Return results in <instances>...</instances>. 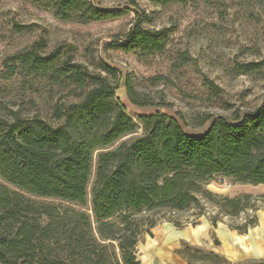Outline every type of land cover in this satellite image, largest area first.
I'll return each mask as SVG.
<instances>
[{
  "label": "trees",
  "instance_id": "trees-1",
  "mask_svg": "<svg viewBox=\"0 0 264 264\" xmlns=\"http://www.w3.org/2000/svg\"><path fill=\"white\" fill-rule=\"evenodd\" d=\"M30 3L81 25L120 15L92 0ZM26 29L12 26L18 34ZM168 43L163 30L144 28L138 20L117 46L141 62L166 56L173 71L189 65L192 58ZM75 49L67 43L49 48L40 38L3 61L20 93L11 102L0 86V264H142L137 243L156 223L142 213L193 211L199 218L214 206L208 219L215 226L219 216L257 208L250 194L230 197L206 186L215 178L264 183V102L229 118L203 114L188 122L180 113L176 118L156 110L134 119L115 96L118 70L90 52L86 63L76 61ZM168 79L158 74L145 83L156 87ZM203 86L209 99L220 98L222 90L211 80L204 78ZM125 91L136 106L169 107L162 92L156 99L137 90L129 75ZM211 119L202 135L183 128H200ZM94 157L89 213L83 208ZM257 198L264 204V193ZM45 199L69 203L63 212L70 211V221ZM253 223L235 229L245 232Z\"/></svg>",
  "mask_w": 264,
  "mask_h": 264
},
{
  "label": "rangeland",
  "instance_id": "rangeland-1",
  "mask_svg": "<svg viewBox=\"0 0 264 264\" xmlns=\"http://www.w3.org/2000/svg\"><path fill=\"white\" fill-rule=\"evenodd\" d=\"M92 3L100 10L116 11L120 15L81 25L61 21L50 8L31 4L30 0H0V86L4 87L6 99L15 102L20 92L18 80L9 75L3 61L43 38L49 48L61 43L72 44L76 48V61L86 63L88 55H85L90 52L116 68L119 78L115 96L134 119L139 114H151L156 110L176 118L180 113L188 122L203 114L229 118L236 114L242 116L263 104L264 0H247L235 6H230L227 0L219 4L213 0H92ZM138 20L144 28L163 30L170 50L188 54L192 58L190 64L173 71L166 56L141 62L132 51L118 48L117 44ZM14 24L27 29L15 33L12 30ZM252 63L257 69L251 70ZM158 74L168 76L169 81L156 87L147 86L146 78ZM128 75L133 78L137 90L156 99L162 92L169 107L132 104L125 91ZM204 78L222 90L219 99H209L203 86ZM211 122L212 119L206 121L200 128H183L188 134L202 135ZM140 133L141 129H138L136 135ZM94 165L95 157L87 188V205L83 208L89 213ZM206 188L230 197L250 194L257 208L234 217L219 216L215 226L208 219L215 214L214 206L208 207L205 215L199 218L192 215L193 211L142 213V216L153 217L156 223L137 243L138 261L142 264H264V254L255 249L264 240V204L257 198L264 193V183L253 185L215 178ZM45 201L59 207L70 221V211L63 212V208L70 207L69 203L56 199ZM204 219L208 227L201 237L192 239L190 230L202 224ZM248 220L254 223L248 225L245 232L235 229L243 228Z\"/></svg>",
  "mask_w": 264,
  "mask_h": 264
},
{
  "label": "crops",
  "instance_id": "crops-1",
  "mask_svg": "<svg viewBox=\"0 0 264 264\" xmlns=\"http://www.w3.org/2000/svg\"><path fill=\"white\" fill-rule=\"evenodd\" d=\"M208 227V222L206 219L203 220V223L200 225L195 226L190 230L189 236L192 237V239H198L201 237L204 233V230ZM261 244H258V246H255V249L257 250L258 253L264 254V240H261ZM144 256V255H143ZM144 258V257H143Z\"/></svg>",
  "mask_w": 264,
  "mask_h": 264
}]
</instances>
